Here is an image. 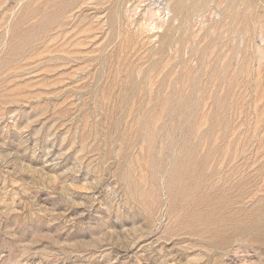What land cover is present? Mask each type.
I'll return each mask as SVG.
<instances>
[{
	"label": "rangeland",
	"instance_id": "obj_1",
	"mask_svg": "<svg viewBox=\"0 0 264 264\" xmlns=\"http://www.w3.org/2000/svg\"><path fill=\"white\" fill-rule=\"evenodd\" d=\"M0 264H264V0H0Z\"/></svg>",
	"mask_w": 264,
	"mask_h": 264
}]
</instances>
